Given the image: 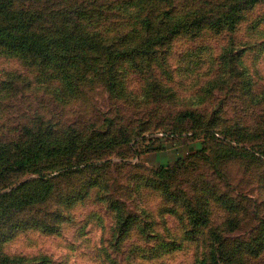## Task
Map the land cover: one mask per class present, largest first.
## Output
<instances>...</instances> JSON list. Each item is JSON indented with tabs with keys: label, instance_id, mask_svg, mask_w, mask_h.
<instances>
[{
	"label": "rangeland",
	"instance_id": "rangeland-1",
	"mask_svg": "<svg viewBox=\"0 0 264 264\" xmlns=\"http://www.w3.org/2000/svg\"><path fill=\"white\" fill-rule=\"evenodd\" d=\"M170 37L82 80L0 54V264H264V22Z\"/></svg>",
	"mask_w": 264,
	"mask_h": 264
},
{
	"label": "trees",
	"instance_id": "trees-1",
	"mask_svg": "<svg viewBox=\"0 0 264 264\" xmlns=\"http://www.w3.org/2000/svg\"><path fill=\"white\" fill-rule=\"evenodd\" d=\"M258 8L260 14L253 17ZM262 8L264 0H0V54H21L43 66L49 75L82 80L88 75L97 76L99 70L107 72L109 62L113 64L139 54L142 57L139 61L151 59L155 56L153 45L166 44L174 33L198 35L205 29L234 33L248 20L251 27H257L264 22ZM49 19L52 26H47ZM120 20L131 25L116 26ZM139 27L146 28L147 34L141 45H131L141 31ZM236 55L239 53L233 49L224 53L228 61ZM96 60L102 61L96 64ZM136 64L141 71V63L136 61ZM185 112L188 116L195 115L191 110ZM91 122V126L96 125L95 120ZM240 123L235 122L233 129L230 125L217 130L210 128L209 133L236 136L237 142H244L237 137L242 129ZM200 132L207 141V130ZM19 146L18 143L15 147ZM38 149L22 150L28 158L35 159L42 152ZM245 149L264 158V147L257 149L251 145ZM14 162L28 163L27 158L20 156ZM160 171L168 172V169L162 166ZM204 211L207 215L208 209ZM199 223L202 222L195 224ZM214 243L217 245L211 258L217 261L222 259L223 242L219 240L210 245ZM236 249L230 257L236 258L237 264H246L245 248ZM205 261L203 257L202 262Z\"/></svg>",
	"mask_w": 264,
	"mask_h": 264
}]
</instances>
